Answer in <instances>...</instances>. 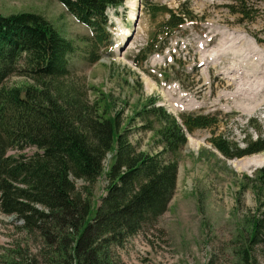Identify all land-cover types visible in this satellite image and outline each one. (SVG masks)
<instances>
[{"label": "rangeland", "instance_id": "1", "mask_svg": "<svg viewBox=\"0 0 264 264\" xmlns=\"http://www.w3.org/2000/svg\"><path fill=\"white\" fill-rule=\"evenodd\" d=\"M238 1L125 0L119 8L108 9L106 32L111 39L100 43L94 30L59 0H0L1 14L37 13L74 41L70 68L78 83L87 84L89 99L94 98L89 89L94 85L118 99L125 118L154 100L181 122L182 116L192 115L212 120L210 127L187 131L166 212L110 246L117 264H264V235L260 242H249L256 221L264 233V194L261 200L258 196L264 187L255 188L264 169V151L229 158L211 142L220 136L245 148L259 133L264 135V0H245L247 17L231 8ZM150 4L176 12L189 8L195 19L162 35L160 26L169 13L160 9L154 15ZM149 45L153 52L146 50ZM26 80L13 75L5 83ZM141 125L137 119L129 126L133 143L151 154L162 151L158 138ZM251 158L259 165L246 166ZM76 184L82 187L84 182ZM107 185L104 180L93 185L94 204H101ZM48 241L0 210V264H46L54 256Z\"/></svg>", "mask_w": 264, "mask_h": 264}, {"label": "trees", "instance_id": "2", "mask_svg": "<svg viewBox=\"0 0 264 264\" xmlns=\"http://www.w3.org/2000/svg\"><path fill=\"white\" fill-rule=\"evenodd\" d=\"M59 1L94 30L100 43L110 41L108 8L125 2ZM231 8L249 16L245 0ZM160 9L169 13L160 26L162 35L195 19L189 8L180 12L157 4L148 8L154 15ZM75 50L74 42L42 15L0 13V210L21 219L28 233L40 232L50 239L48 249L54 256L46 264H117L110 246L166 212L176 190L187 131L210 127L212 120L192 115L182 116L181 122L154 100L125 118L118 99L101 87L90 85L94 98L89 99L87 84L78 83L70 68L69 56ZM146 50L153 52L152 45ZM13 75L29 81L8 86L5 82ZM137 119L141 129L158 138L162 151L151 154L133 143L129 126ZM211 142L229 158L264 151L261 133L245 148L220 136ZM27 149L33 150L30 155L25 154ZM108 152L114 155L107 193L96 205L93 185L105 173ZM258 176L255 188L264 187V169ZM76 180L84 185L78 187ZM263 194L261 189L260 200ZM261 226L253 223L251 244L262 240Z\"/></svg>", "mask_w": 264, "mask_h": 264}, {"label": "bare ground", "instance_id": "3", "mask_svg": "<svg viewBox=\"0 0 264 264\" xmlns=\"http://www.w3.org/2000/svg\"><path fill=\"white\" fill-rule=\"evenodd\" d=\"M234 95H236V94H234ZM256 165H259L258 160L256 158H251L246 163V166H256Z\"/></svg>", "mask_w": 264, "mask_h": 264}]
</instances>
